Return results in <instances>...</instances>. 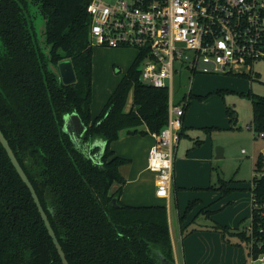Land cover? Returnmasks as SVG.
<instances>
[{"label":"trees","instance_id":"obj_1","mask_svg":"<svg viewBox=\"0 0 264 264\" xmlns=\"http://www.w3.org/2000/svg\"><path fill=\"white\" fill-rule=\"evenodd\" d=\"M89 2L0 0V130L31 181L69 264H163L160 254L175 264L166 205L132 206L120 201L126 183L121 167L130 160L111 147L123 131L160 133L169 120V91L140 80L137 57L100 113L92 116ZM38 15L43 18V39L37 32ZM65 60L72 62L76 75L69 84L58 71ZM131 88L133 103L126 111ZM247 96L252 99L253 131L259 137L264 135V93L249 91ZM192 98L206 96L189 93L186 110ZM74 112L87 127L86 143L97 138L107 142L97 162L64 132V117ZM254 172L248 230L218 223L213 227L227 241L237 236L251 245V256L257 259L264 255L263 153ZM115 184L120 186L112 191ZM209 189L223 198L236 188L219 177V185ZM197 203H189L185 217ZM208 207L202 212L211 216ZM0 264H63L1 141Z\"/></svg>","mask_w":264,"mask_h":264},{"label":"built area","instance_id":"obj_2","mask_svg":"<svg viewBox=\"0 0 264 264\" xmlns=\"http://www.w3.org/2000/svg\"><path fill=\"white\" fill-rule=\"evenodd\" d=\"M89 1L92 45L138 49L140 80L169 91V120L155 134L148 157L156 194L169 199L186 114L185 103L173 101L175 75L188 69L193 76L237 73L258 79L256 65L264 62V0ZM257 261L264 262V255L250 264Z\"/></svg>","mask_w":264,"mask_h":264},{"label":"rangeland","instance_id":"obj_3","mask_svg":"<svg viewBox=\"0 0 264 264\" xmlns=\"http://www.w3.org/2000/svg\"><path fill=\"white\" fill-rule=\"evenodd\" d=\"M36 26L39 38L43 39V18L41 15L36 17ZM93 104L92 109L94 113H98L105 102L108 100L111 91H113L121 79L127 74L128 70L136 60L139 51L136 48H113L104 46H93ZM57 70V69H56ZM256 70L259 71V78L255 80H249L243 74H197L195 77L188 71V69H183L182 74H176L173 84L174 94L173 101L175 104H186L190 93H196L198 91L197 79L202 81L205 85V89L208 85L219 86L216 83L207 84L209 78L215 79L213 82L225 81L224 84L219 89L221 90H211L207 92V97L212 98L214 95H218L219 101L213 99L209 108L210 111L219 113L215 117L218 119V124L214 127L195 129L189 132L190 136L183 134L180 137V141L175 154V168L177 169V176L186 177L187 180L194 179V173L192 171H198L199 175L203 176V164L199 162L204 156L203 152L207 146L212 144L214 149L213 159L208 163L207 167L210 172V177L212 184L215 186L219 185V177L226 181H230L231 185L235 187L233 195H237L239 199L234 200L231 204H225L229 200H223L224 198H218L212 203L213 212L212 219L215 222H228L233 217V210L229 207L234 206L236 208L238 205H242L248 208V212L244 215V218L239 224L241 231L247 230L251 223L252 214V188H253V178L255 176L254 169L256 167L257 159L261 153L264 154V139L253 131V108L252 99L247 96V93L251 90L252 93L257 95H262L264 93V62H259L256 65ZM59 71V70H58ZM193 78V80H192ZM194 84V85H193ZM233 87V88H231ZM215 89V88H214ZM224 89V90H223ZM228 89V90H227ZM222 91V93H217ZM133 89L129 91V96L127 104L132 103ZM194 98H192L193 100ZM221 104L220 109L218 104ZM127 106V105H126ZM203 114L196 116V122L193 124L198 127L196 123H199L198 117H203L205 115L204 109H201ZM200 110L197 109L196 113ZM212 115H207L210 117ZM251 125L252 128L249 129L248 126ZM147 135L142 133H130L125 136L119 137L117 140L113 141L111 147L118 146V150L126 155H134V149L140 143V148H143L147 144ZM156 136V135H155ZM140 140V141H139ZM197 141L201 142L196 144ZM194 146V147H193ZM193 147V148H192ZM200 149L197 151V149ZM195 152V153H194ZM188 154V156L186 155ZM124 156V155H123ZM187 156L189 159L185 161L184 158ZM132 158L131 167V179L127 181L125 186V191L134 194V158L131 156H125ZM194 157L200 160L194 159ZM184 166L178 168L180 165ZM149 166V161H148ZM150 168V167H149ZM192 170V171H190ZM175 186V183H174ZM156 194V189L154 190ZM206 191L205 189H197V187H191L183 189L181 187H174L172 191V199L168 201L167 199H160L158 203L164 202L170 212L172 219V230L173 233H177L180 230V224L183 225L187 221L189 215L195 214L194 221L188 226L189 229L193 227L201 226L202 224H210L213 222L207 219V215L198 212V207L200 206V201L188 211L186 217L187 208H182L185 199L189 198L194 192ZM209 191V190H208ZM185 192H188L186 197ZM178 193V195H177ZM220 194V192H219ZM157 195V194H156ZM158 197V196H157ZM220 197V196H219ZM159 198V197H158ZM179 198V199H178ZM196 200V199H194ZM192 200V201H194ZM233 201V200H232ZM169 202V204H168ZM191 202V201H190ZM186 204L189 206V203ZM187 206V207H188ZM186 207V206H185ZM181 216H184V220L181 221ZM210 218V216H209ZM180 222V223H179ZM183 222V223H181ZM217 224V223H216ZM220 224V223H218ZM225 224V223H224ZM183 229L184 236H187L188 232ZM257 264H264V262H256Z\"/></svg>","mask_w":264,"mask_h":264},{"label":"crops","instance_id":"obj_4","mask_svg":"<svg viewBox=\"0 0 264 264\" xmlns=\"http://www.w3.org/2000/svg\"><path fill=\"white\" fill-rule=\"evenodd\" d=\"M93 63H94V60H93ZM179 74H182V72H180ZM199 79L200 78L197 79L196 83L192 81L194 84H197L198 91L196 93L195 92L193 93L192 89H190V93L194 95H199V96H206V98L203 100H198V99L190 100V106L186 110V114L184 118V128L182 129L181 135L186 134L190 136L189 134L190 131L193 132V130L198 129V128L201 129V128L214 127L215 125L218 124V121H217L218 119L215 117V115L220 114L221 112L213 113V111H210L208 107H210L211 101L213 99H216L219 101V97L218 95H214V97L209 98L207 97V92L208 91L210 92L211 90H217V89L221 90L219 88L222 87L224 84H226L228 80L220 81V82H213L215 81V79L209 78L207 80V84L216 83L219 86L211 87L213 85H208V87L205 89L204 87L205 85H203L202 81ZM113 91H111L110 96L113 93ZM132 103H133V96H132ZM132 103L127 104L126 111H128L131 108ZM92 104H93V100H92ZM216 106H218L220 109L222 108L220 103ZM197 109L200 110L198 113H196ZM201 109H204L205 115L203 117L197 118L199 119V123H196V124L199 126L195 127L193 124L196 122V116L203 114V112H201L202 111ZM91 111H92L93 117L97 116L100 113V111L98 113H94L92 106H91ZM207 115H212V116L207 118L206 117ZM127 134H130V133H128L127 131H123L121 136H125ZM146 135H147L146 136L147 144L143 148H140V143H138L137 147L134 149L133 156L122 153L121 151L118 150V146H114L112 148L118 156H121V157H124L130 160L128 163H126L125 165L121 167V173L123 177L125 178L126 183L122 187L120 201L127 205H132V206L165 205L164 202L158 203V200L162 198H158L154 191L156 189V174L152 172L148 166V157H149L151 150L155 147L157 143V137L155 136V134H146ZM198 150L200 149L198 148L197 151ZM202 152L204 154V156L202 157V160H200L197 157H194V159L200 160L199 162L203 164L202 166L203 176L199 175L198 171L190 170L195 175L194 179L187 180L186 177L178 178L177 169L175 168L173 186L171 189L170 197L169 199H167L168 201H171L172 195H173L172 194L173 188L177 186L183 189H187L191 187H195V188L197 187V189H205L206 191L196 192L195 195L193 192L191 196H189L188 199L187 198L185 199V203H183V207H182L183 209L187 208L188 205L186 204L196 199L200 201L199 203L200 206L198 207L197 211L198 212L200 211L201 213H203L202 212L203 208L210 206V205L212 206V203L215 200H218V198H220L219 192L209 189L210 186H215L214 184H212L210 172L207 167L208 163L213 159V156H214V149H213L212 144L208 145L205 151H200V153ZM186 155L188 156V154ZM125 156H131L134 158V194L133 195L124 190L127 184V181L129 180V178L130 179L132 178L131 177V167H132V162H133L132 158L125 157ZM187 156H185L184 158V163L185 161H188L189 159L188 158L189 156L188 157ZM182 166H184V164L180 165L178 168L181 169ZM174 183H175V186H174ZM119 186L120 185L115 184L113 186L112 191L117 190ZM187 195H188V192H185V195H183V197H186ZM223 198H224L223 200H229L225 204H231L232 202H234V200L239 199L237 195H233V192ZM212 207H208V210L213 212ZM233 207L234 206L229 207L231 210L234 209L233 210L234 215L231 220H228V222H223L222 224L221 222H215V220L211 218L212 215L209 218V216L206 213H203L205 214V216L207 215L206 217L207 219H209L210 222L211 220L213 222H211L210 224H202L201 226L190 228V230L187 231V229H189V226H190L189 224L194 221V217H195V214H191L189 215L187 221L183 223V225L180 224V230L177 231L176 234L173 233L172 219H171L170 212L168 211V220H169V226H170V234H171L172 247H173V257H174L175 264H250L252 260L251 251H250L251 245L245 242H242L241 239L237 236H229V241H227L224 234L215 230L213 227L216 223H220V225L227 226L232 229L241 230L239 228V224H241V220L244 218V215L246 214V212H248V208L242 205H238L236 208H233ZM184 228H186L185 230L188 232L187 236H184V231H183Z\"/></svg>","mask_w":264,"mask_h":264},{"label":"water","instance_id":"obj_5","mask_svg":"<svg viewBox=\"0 0 264 264\" xmlns=\"http://www.w3.org/2000/svg\"><path fill=\"white\" fill-rule=\"evenodd\" d=\"M59 72H60V79L66 83H72L76 80V75H75V71L72 65V62L69 60H65L62 61L59 64ZM64 132L68 133L70 135V137L72 138L73 142L75 144H79L81 137L83 135V133H85L87 127L86 125L83 123L80 115L76 112L71 113V114H67L64 117ZM0 141L2 142L4 148L6 149L8 156L10 158V160L12 161L14 167L16 168L17 172L19 173V175L21 176V178L23 179V181L26 183V185L28 186L32 197L35 201L36 206L38 207V210L41 214V217L47 227V230L53 240V243L58 251L59 256L61 257V260L63 262V264H69L63 249L58 241V238L50 224V221L48 219V216L40 202V199L31 183V181L29 180L28 176L26 175L24 169L22 168V166L20 165V163L18 162L15 154L13 153L8 141L6 140L5 136L3 135L2 131L0 130ZM86 147H88L89 151H92L96 148H100V152L98 155H92L91 158L97 162L98 159H101V157L104 155L105 152V148L107 146V142L103 139L97 138L94 141L85 144ZM112 205H116V198H114ZM160 258L162 260L163 264H172L170 261H168L164 256H162L160 254Z\"/></svg>","mask_w":264,"mask_h":264},{"label":"flooded vegetation","instance_id":"obj_6","mask_svg":"<svg viewBox=\"0 0 264 264\" xmlns=\"http://www.w3.org/2000/svg\"><path fill=\"white\" fill-rule=\"evenodd\" d=\"M83 137H84V133H83V135H82V137H81V140H80V142H79V144H75L79 149H81L85 154H87L88 156H92V155H98L99 154V152H100V148H96V149H94V150H92V151H89L88 150V147H86L85 146V144H87L85 141H84V139H83ZM72 139V138H71ZM73 141V140H72ZM100 159H98L97 161H99Z\"/></svg>","mask_w":264,"mask_h":264}]
</instances>
